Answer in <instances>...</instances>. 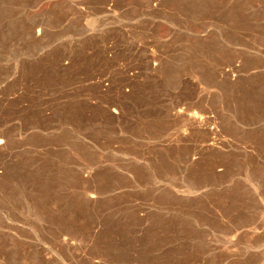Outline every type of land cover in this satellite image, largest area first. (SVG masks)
I'll list each match as a JSON object with an SVG mask.
<instances>
[{"label":"rangeland","instance_id":"1","mask_svg":"<svg viewBox=\"0 0 264 264\" xmlns=\"http://www.w3.org/2000/svg\"><path fill=\"white\" fill-rule=\"evenodd\" d=\"M0 139V264H264V0H0Z\"/></svg>","mask_w":264,"mask_h":264},{"label":"bare ground","instance_id":"2","mask_svg":"<svg viewBox=\"0 0 264 264\" xmlns=\"http://www.w3.org/2000/svg\"><path fill=\"white\" fill-rule=\"evenodd\" d=\"M232 83V82H231ZM115 115V114H114ZM192 121L195 123V124H198L199 123V121L197 120V117L195 116V115H193L192 116ZM207 134H208V132H207ZM209 135V134H208ZM213 143H214V141H213ZM215 144V143H214ZM3 145V141H2V139H0V147ZM208 146L210 147V148H213L214 146H213V144H211V143H209L208 144ZM214 169V168H213ZM94 197H91V199H93Z\"/></svg>","mask_w":264,"mask_h":264}]
</instances>
